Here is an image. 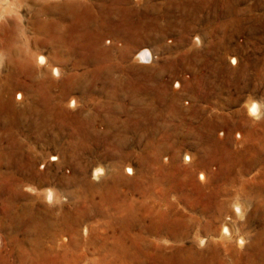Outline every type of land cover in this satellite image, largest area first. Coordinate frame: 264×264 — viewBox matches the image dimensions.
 Here are the masks:
<instances>
[{"label":"rangeland","instance_id":"1","mask_svg":"<svg viewBox=\"0 0 264 264\" xmlns=\"http://www.w3.org/2000/svg\"><path fill=\"white\" fill-rule=\"evenodd\" d=\"M74 1L39 108L0 103V264H264V0Z\"/></svg>","mask_w":264,"mask_h":264},{"label":"bare ground","instance_id":"2","mask_svg":"<svg viewBox=\"0 0 264 264\" xmlns=\"http://www.w3.org/2000/svg\"><path fill=\"white\" fill-rule=\"evenodd\" d=\"M74 6H76V3L74 0H45V2H43V3H41L40 0H0V103L3 101H8L9 103H11L12 105L15 106V105H17V103H19V104L24 103L26 100H28L29 103L31 102V104H32V106L29 108V111L36 110L39 108L37 101L39 100V98L42 94L41 91H42L43 85H42V81L39 78L38 74L42 72L43 68L50 69L52 71V74L55 77L60 76L64 71V69L61 66L53 65L52 63H50L49 59L41 53L42 51L40 48V46H41L40 41L42 39V36L46 35V36H48V39L50 41L55 42L57 39H59V40H62L63 43H65V45H68L67 47H71L70 42H72L73 40L69 39L70 36L68 37V35H71V36L73 35L72 30H73V23L74 22L72 23V13L74 11L73 10ZM57 8H59L62 12V15L59 17V21L57 20L55 22L54 19L52 21H47L40 16L43 13H48V11H50V10L51 11H57ZM80 8H78V9L81 10ZM30 10L32 12H30ZM92 10H93V8H92ZM25 11H28L29 14L27 15L25 13ZM94 11H91V12H94ZM83 12H85V11H83ZM116 12L117 11H113V13H115V14H116ZM78 14H80L81 16L83 15L82 11L80 13L78 11ZM97 17H98V15H97ZM84 18H85V22L82 23L83 27L81 26L82 28L79 29V33L77 35V38L81 39V40H83V39L87 38L88 36H90L91 34H93L92 33V31H93L92 26L95 25V24L90 25V23H89L91 19H94V14L93 15H91V14L84 15ZM98 20H99V18H98ZM58 23H61V24L63 23V27L68 28V30H67L68 34L65 33L60 28L61 24L59 25ZM57 24L59 26H57ZM97 29H99V27ZM70 38H72V37H70ZM67 41H68V44H66ZM61 47H63V46H61ZM79 48H81V47H79ZM75 49L77 50V48H75ZM70 50L71 49L69 48V51ZM77 62H79V61H77ZM70 98L71 99L69 100L68 103H70V101H71V103H70L71 105H76L78 102V98L76 96H73V95ZM118 105H119V103H118ZM246 107L250 113H256L257 111H259L258 103L254 102L252 100H249L247 102ZM13 113L16 117H19V118H27V116H29L27 110L23 109V108H21V109L15 108ZM117 119H119V118H117ZM186 156H188V158L190 160H192L195 157L192 154V152L191 153L187 152ZM206 167H207V165H206ZM128 170H131L134 172V168L132 167V164L129 161H128ZM103 171H105L104 167L102 165H99L98 167L95 168L94 173L96 175H99ZM201 172H202V174H201L202 177L206 176V169L205 168H203ZM120 177H122L121 173H120ZM43 194H44L43 197L49 201H57L59 198L58 192L54 189L46 191ZM232 209H233V215L230 214L231 217L232 216L241 217L247 211L246 205L238 199L234 201V203L232 205ZM218 236H219L220 240H222L224 242H233L237 238H239L241 242H243L245 240L244 235L242 233H238L237 229H235L233 221H228V220H225L222 223V225L220 226V232H219ZM198 238L200 241L203 242L204 239L202 238V236H198ZM82 245H83V243H82ZM65 246H64V248H65ZM54 257L56 259H57V257L60 258L58 255H55ZM61 257H63V255H61ZM25 259H26L25 257H21L20 264H27V263H25L26 262ZM74 259H75V261L77 259L79 260V258H77V257ZM90 263H92V262H90Z\"/></svg>","mask_w":264,"mask_h":264}]
</instances>
